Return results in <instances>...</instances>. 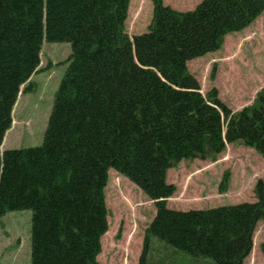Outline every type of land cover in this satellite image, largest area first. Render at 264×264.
<instances>
[{"label":"trees","instance_id":"obj_1","mask_svg":"<svg viewBox=\"0 0 264 264\" xmlns=\"http://www.w3.org/2000/svg\"><path fill=\"white\" fill-rule=\"evenodd\" d=\"M130 2L0 0V217L31 210L32 264H99L113 168L156 207L139 264H184L188 255L187 264H243L264 217V180L256 202L181 211L167 206L177 190L167 174L183 160H216L229 143L264 157V88L233 112L216 89L203 95L187 66L249 27L264 0H202L187 12L152 0L148 31L134 37ZM45 40L68 42L72 53L44 141L2 152ZM230 179L225 172L219 191ZM152 241L165 250L158 261Z\"/></svg>","mask_w":264,"mask_h":264},{"label":"rangeland","instance_id":"obj_2","mask_svg":"<svg viewBox=\"0 0 264 264\" xmlns=\"http://www.w3.org/2000/svg\"><path fill=\"white\" fill-rule=\"evenodd\" d=\"M201 1L163 0L165 5L183 12L194 10ZM153 11L152 0H131L126 20L131 37L148 31ZM41 50L39 70L23 85L17 98L2 152L39 146L44 141L54 97L72 49L68 42L45 40ZM187 66L199 81L203 95L216 89L219 99L233 112L252 105L264 88V12L246 29L228 34L221 49L191 59ZM108 172L105 197L109 227L101 239L97 260L99 264H139L145 230L156 215V207L127 177L113 168ZM225 172L231 179L223 193L219 187ZM260 179L264 180L263 155L244 144L229 143L216 160L194 158L170 168L167 181L177 190L167 206L184 211L256 202L255 185ZM32 216L31 210L22 209L0 217V264H32ZM256 227L251 253L243 264H264V217ZM151 244V257L158 261L165 250L159 253L160 245L155 241ZM188 257L182 258L184 264L191 261Z\"/></svg>","mask_w":264,"mask_h":264},{"label":"crops","instance_id":"obj_3","mask_svg":"<svg viewBox=\"0 0 264 264\" xmlns=\"http://www.w3.org/2000/svg\"><path fill=\"white\" fill-rule=\"evenodd\" d=\"M22 87H23V86H22ZM22 87H21V88H22Z\"/></svg>","mask_w":264,"mask_h":264}]
</instances>
